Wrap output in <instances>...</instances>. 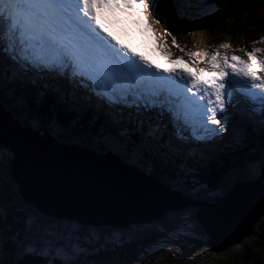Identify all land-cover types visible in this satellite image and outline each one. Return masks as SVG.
Here are the masks:
<instances>
[{
  "label": "snow or ice",
  "instance_id": "1",
  "mask_svg": "<svg viewBox=\"0 0 264 264\" xmlns=\"http://www.w3.org/2000/svg\"><path fill=\"white\" fill-rule=\"evenodd\" d=\"M167 2L164 0L165 4ZM159 5L160 0H0V135L5 88L29 74L60 77L69 85L78 82L108 107L134 111L137 115L134 126L126 128L121 135L138 137L139 143L148 150L155 147L162 135L160 122H152L156 116L168 115L174 124L191 130L198 141H211L220 136L226 131L225 115L228 108L234 106L237 94L247 101L249 117L260 116L264 124V76L261 75L264 48L254 47L250 51L240 48L247 56L244 59L221 52L220 49L230 47L222 42L211 54L203 50L186 52L195 71L176 67L174 65L188 61L183 56H173L167 40L155 29L154 24H159L160 20L153 21V13ZM121 13H124L121 19L134 23L138 32H142L140 24L144 23L156 37L160 54L169 66L159 63V58L152 59L143 51H137L112 30L110 25ZM164 33L171 35L167 27ZM262 42L264 37L254 41ZM171 43L179 48L175 36ZM180 51L185 49L180 48ZM200 62L207 67H201ZM8 94H12L11 89ZM44 94L76 110V120L85 110V106L74 99L70 87L46 84ZM149 114L154 115L148 120L139 118ZM49 119L58 134L63 131L57 113L53 112ZM29 122L39 127L42 120L34 117ZM94 123L95 117L90 121ZM177 135L182 137L183 131L178 130ZM251 170L264 175V155L251 162ZM7 208V202L0 200V253L4 255L18 236L8 223ZM191 214V209L184 211L185 218H190ZM24 227L40 234L44 242L20 241L8 264H81L82 258L92 254L90 248L78 242L57 244L47 239L61 236L62 224L42 218L34 210H25ZM0 264H5V259L0 258Z\"/></svg>",
  "mask_w": 264,
  "mask_h": 264
},
{
  "label": "water",
  "instance_id": "2",
  "mask_svg": "<svg viewBox=\"0 0 264 264\" xmlns=\"http://www.w3.org/2000/svg\"><path fill=\"white\" fill-rule=\"evenodd\" d=\"M221 7L229 13L241 11L234 2ZM25 124L4 110L0 146H6L13 154L9 176L18 186L23 203L31 204L42 214L66 216L86 226L121 227L157 218L167 209L195 205L199 206L196 218L210 235L211 250L225 248L247 236L264 215V175L253 184L237 185L215 203L184 200L108 158L90 155L65 143L59 147L48 137L26 133ZM30 131L43 133L31 125ZM0 198L14 201L7 194Z\"/></svg>",
  "mask_w": 264,
  "mask_h": 264
},
{
  "label": "rangeland",
  "instance_id": "3",
  "mask_svg": "<svg viewBox=\"0 0 264 264\" xmlns=\"http://www.w3.org/2000/svg\"><path fill=\"white\" fill-rule=\"evenodd\" d=\"M186 1L187 0H168L167 4H165L164 0H160V5L157 8V12L159 13V16L157 17L156 11L153 13V21L155 19L160 20V23L154 24V27L157 30V32L161 36H164V38L167 40L169 49L172 52L173 56H175V57L183 56L184 60L188 61V63L181 65V66L189 67L191 71H195V66H194L193 62L190 61L189 58L187 57L186 52L188 50H203V51H207V52H209V54H211V52L214 51L218 47V45L222 42L230 45L229 48L223 49L224 50L223 52H226L228 55L235 54V55L241 56L244 59H247V56H246L245 52L239 50L240 48H246L249 51L254 47L264 48V42L254 43V41L249 40L248 38H246V39L241 38V36H240L241 34L239 32H240V30H243V29L237 28L232 23V20L233 21L239 20L240 23L243 22L242 20L245 18L246 15L248 16L247 13H249V12L254 13V15L260 17L264 21V8L255 7L257 9H255V10L250 9L249 12L248 11L240 12L237 14L236 17H234L235 15L227 14L224 16V18L220 17L221 23H220V27H218L217 25L214 26L213 20L211 21L210 19H211V17H213L214 13L224 14V12L222 11L223 9H220L221 5L215 6V4L211 0H205V2H203V0H198L202 6H203V4H205V7L203 6V8H204L203 10L199 11V10L194 8V11L197 10V13L193 14L190 18L189 17L187 19L178 18L180 16V10H179V9H181L180 5L186 4ZM237 1H241V3L243 5L248 4V2L246 0H237ZM168 3L174 7L173 9L170 10V12L163 10L164 6L169 5ZM251 3H252L251 6H255L257 4V2L256 1L253 2V0H251ZM262 4H264V2H262V0H261L260 5H262ZM221 16H223V15H221ZM231 17H233V18H231ZM166 18L170 19V22H169L170 26H167V25L164 26L163 25V20ZM175 19L177 22L173 25V22L175 21ZM240 19H242V20H240ZM140 27L142 28L141 33L146 36L148 46H149L148 38L149 39L153 38L150 41V47H151L153 53L157 56V54H160V49L157 47L158 41H157L156 37L151 34V31H149L145 27L143 22H141ZM165 27L168 28V31L171 33V35H173V36L176 35V37L179 36V38L182 40V42L177 41L179 48L172 46L171 41L168 39V35L165 36L162 34L161 30ZM257 33H258L257 35H254V39L256 38L255 41H258L262 37H264V32H261V33L257 32ZM251 35H252V33H250V36ZM180 48H184L185 51L181 52ZM221 50L222 49H220V51ZM200 66L201 67H207V65L203 62H200ZM261 75L264 76V73H261ZM46 78L47 77H45L44 75H36L35 77H32L29 74L28 76H26L24 78V80L17 81L15 84L7 85L5 88L6 91H5V98H4L3 103L6 100V95L8 94V89L15 91V90H13V88L15 85H17L16 89L18 90V93L20 94L19 98H20L21 107H30V104H33L32 100L35 99V102H37V105L39 107L44 108L45 105L48 103V101H50V100H48V95L44 94V86L46 84H49V85L57 84L54 82L56 80V78H54L53 80H47ZM203 78H207V76H204ZM22 82H24L27 85V88H24ZM6 84H7V82H6ZM36 85H40V86L37 87V89H36L35 88ZM60 85L64 86L63 84H60ZM72 86H73V84H71V87ZM77 87H79V86H77ZM79 90H80V88H79ZM88 90L89 89L86 88L87 92L85 94V98H88V101H85L82 103L85 106V110L82 111L80 114H86V116L90 118V121H92L94 117L95 118H101V120H97L99 126L94 128L95 133H100V132L107 130L108 125L105 122V120H102V118H103L102 114L100 112L99 113H96V112H97V109H100L103 112H105V110H104V108H102L103 107L102 101L93 97L91 95V92H88ZM82 91H84V90H82ZM79 95L82 98H84L81 94H79ZM22 96L27 98V100L26 101L23 100L21 98ZM50 96L51 95H49V97ZM50 98L52 100V103L55 106V109H53V112L58 114L59 112H57L55 110L58 109L57 106H61L64 110V114H65V112H70V113H73L74 115H77L76 110H70L67 108V106L65 104L58 103L54 96H52ZM240 98H241V96L239 94H237L234 97V101H233L234 106L229 107L227 110V113L225 115V119L227 120V125H226V131L224 133H222L220 136L212 139L211 141H207V140L198 141L197 140V143L201 142L200 143L201 146L204 142H211L212 145H215V147L220 145V147L214 152L216 154L215 159L221 160L220 157L222 155H224V156L236 155V157H237V156H239V154H237L239 152H241L242 154L244 152V155L251 156V155H248L250 150L258 152V151H260L259 148L263 146L262 145L264 143V137L263 136L257 138L256 140L258 142H255V141H252V139L250 137L247 138V136H245V133L241 131V129H244L247 127V123H243V121L240 120V118L237 116V114L234 113L235 111L233 112L235 107H239L242 109V107H240L241 103L239 102ZM75 100L77 101L78 104L83 101V100H80L79 98L75 99ZM89 103L94 104V106L96 107L94 109H93V107L91 108V110L93 109V111L91 112L92 116H90L87 112V108H88ZM43 105H44V107H43ZM247 105H248V103H247ZM108 108H110V107H108ZM46 109H51V108L46 107ZM5 110L12 114V112H10V110L7 109V107L5 108ZM121 110L122 109H120L118 107H112V116L110 119L112 120V123H115V125L112 124L110 126L111 131L104 134L105 141H107L109 143L119 142V143L123 144L125 142H128V138L125 137L124 135L123 136L121 135L122 130L119 128V126L116 124V121H115V116L118 115ZM126 111L129 114H131L133 119L137 118V115L134 111H129V110H126ZM146 116H148V115H146ZM157 117L162 122L172 121V119L168 115H164L162 117L157 116ZM254 117H258V116H254ZM243 119H244V117H243ZM63 120H65L64 117H63ZM102 123H104V124H102ZM67 125L69 127H71L69 124H67ZM123 125L125 127V124H123ZM40 127L41 126L34 127V128L38 129ZM45 128L51 132V133H49V136H51V137L54 136L60 141L74 140V137H72V136H78L81 138V140H83L82 138L86 139L84 134H82V133L77 134L74 130L67 129L65 126L63 127V131L60 132L59 134L54 130V127L52 124H50V128H47V127H45ZM126 128H127V126H126ZM254 130L257 131L255 133L260 134L258 131L259 130L264 131V127L263 128H256V129L251 128V131H254ZM255 133H253L252 135H254ZM89 135L92 136L93 133H89ZM232 137H234L235 140H231ZM102 140H103V138H102ZM130 144L134 147V149H136V150L140 149L134 143L130 142ZM68 145L72 146L71 143H69ZM155 145L157 147H162L158 143H155ZM114 147L117 148V145ZM193 147L195 148V146H193ZM221 147H224L223 148L224 150H222ZM236 147H238V148L236 150H234V148H236ZM86 148L89 149V147H86ZM200 149H201V147H200ZM93 150H96V149H93ZM214 153H213V155H214ZM139 154H142V153H139ZM258 154H257V156H258ZM262 155H264V154H259V156H262ZM139 157L143 158V155H139ZM163 161L165 163L163 162L162 164L164 166H166V163H168V161L167 160H163ZM249 166L251 167V164H249ZM246 167H247V163L243 167L244 173L246 172L245 171ZM137 170L139 172H141L142 174L145 173L148 176L152 177L155 181H157L161 185H163V186L165 185L157 177H155L154 174H152L150 172V171H152L150 168L143 169V170H141L139 168ZM183 170L185 172L184 167H183ZM186 173H184V174H186ZM215 173L217 176L223 175L217 170H215ZM253 173H258V171L253 172ZM224 174H225L224 175L225 177H228L229 173L224 172ZM245 175H250V174L245 173ZM258 176H259V174H258ZM177 179H174V180H177ZM241 181H242V177H240V175L237 176V174L235 173V179L233 181V185H232L231 190H233L237 185L242 183ZM184 182H186L187 186H189L188 185L189 182L187 180ZM199 184H202V182H200ZM6 185H9V184H6V183L0 184V195L1 194H7V195H10L11 197L17 198V199H15V204L18 207L32 206L31 204H24L23 203L22 197L20 195V192L18 191L17 185H14L16 188V193L12 192L10 190L4 189L3 187H5ZM216 185L218 186L217 182H216ZM1 190H2V193H1ZM206 191H208L207 188H206ZM177 195H179V194H177ZM225 196H223V197H225ZM0 200L7 202L8 206H9V204L11 205V202L8 199L0 198ZM219 200L220 199H218V201ZM13 207L16 209L15 206H13ZM32 207L35 208L34 206H32ZM35 209L37 210V208H35ZM173 209H176V208H173ZM167 211H172V210L167 209ZM43 216L47 217V219H51V220L54 219L53 217H50V216L46 215L45 213H43ZM175 217H177V218L175 219ZM175 217H173L172 220H174V222H175V220H177V222L173 226L171 223H169L167 225H166V223H164V224L161 223V224L156 225L155 226L156 228L149 229L151 224L145 222V223H143L142 228L137 230V233H135V231H129L128 228H125L126 240H128L130 242V244L126 247H124V246L120 247L116 242L113 243V241H115V240H117L118 242L121 241L120 238L114 240L113 237L115 236V233H116L114 227L112 228L113 230L111 231V233H113L112 236L109 235L108 231L104 230L105 235H104L103 239H101V236H102V234L100 232L101 227H99L97 225L95 226V228H93V227H88V228L89 229L92 228L94 231V233L90 232L92 238H94V239L97 238L98 240H101L99 245L96 244L97 246H95L94 242H92V241H90L91 243L89 241L83 242L79 238V235L75 231V229H73V227L75 225H77V224H75V222H73L74 225H69L67 223H64V225H62V235L59 237H50L49 239H51L53 242H55L57 244H69V243L75 241V242L80 243L83 246L90 248L92 250V254L89 256H86V257H87V259L90 258L91 260H86V257H84L81 260V264H178L175 260L176 254L179 255L181 253L179 250L182 247L187 246V243H193L194 238H196L197 243L194 245L197 246V253L199 252L200 257H206V258H209L211 261L216 262L217 257L214 256V254H220L222 252L223 248L218 249V250H211L210 249V239L206 238V237L204 238L202 234H201V236L203 239L201 241V238H199L200 235H199L198 228H197L196 216L194 218V220L196 221L195 223L191 222L190 218H185L184 210L177 213L175 215ZM129 225H133L132 227H137V228H139V226H140L137 224H129ZM99 228H100V230H99ZM146 229H148V231H141V230H146ZM259 229L264 230V225L259 227ZM23 232H28V230L24 229ZM151 233L153 236L160 237L163 235L164 237H162L158 241L156 240L157 242L156 241L150 242L147 238H152V237L148 236ZM37 235H38L37 236L38 238H44L40 234H37ZM106 236H110V238L113 239L112 243H111V244H114L113 248L111 246H108V247L106 246V241H105ZM129 236H130V238H128ZM190 236H192V237H190ZM202 243L204 244L203 246H205L206 249H201L198 247V245L200 246V244H202ZM133 246H136V248L138 250L137 254H139V259L138 258L130 259L129 257H127L124 254L125 252H130L133 249ZM227 247L232 248V249H236V247H233V244H231ZM153 248H166V250L153 251L152 250ZM245 250L248 251V257H251L252 256L251 252L248 249H245ZM254 252H256V251L254 250ZM99 253H100L99 258L97 257V258L92 259V257H96ZM234 254H236V253H234ZM0 258L5 259V264H6V260H8L9 255L8 254L4 255L3 253H0ZM261 259H262V261H264L263 255L261 256ZM219 264H248V262L244 258V255L239 253L238 257H233V255H232L230 259L227 256H223L222 259L219 260Z\"/></svg>",
  "mask_w": 264,
  "mask_h": 264
},
{
  "label": "trees",
  "instance_id": "4",
  "mask_svg": "<svg viewBox=\"0 0 264 264\" xmlns=\"http://www.w3.org/2000/svg\"><path fill=\"white\" fill-rule=\"evenodd\" d=\"M241 7L242 11H250V9H257L255 7H250V8H245ZM248 16L246 15L245 18L242 20L243 22H239V20L233 21L232 23L239 29H243L240 30V36L241 38H248L249 40L254 41V35H257L261 32H264V21L254 15V13H247ZM223 14H214L213 17H211V21L213 20V25H217L218 27H220V17ZM237 15H235L234 17H236ZM202 17V16H201ZM224 18V17H223ZM233 18V17H231ZM250 33H252V35L250 36ZM249 36V37H248ZM15 93L18 94V98H17V102L15 103H10V104H6L7 109H9L12 114L14 116H16L17 118L21 119L24 122H28L31 115H35L38 114V116L41 118L42 123H41V127H44V123H50V117L53 114V109H55V106L52 102H49L45 105H43L44 108L37 106H34L36 112L33 110L32 108V104H30V107H21L20 105V98H19V93L18 91H12L11 93ZM7 94V93H6ZM16 104V105H15ZM19 105V106H18ZM11 107V108H8ZM47 108H51V109H46ZM93 107L96 108L94 106V104H90L88 105L87 108V112L90 116H92V111L91 108ZM104 108V107H102ZM58 113L59 119L61 121V123L63 124V127L65 126L67 129H72L74 130L77 134L82 133L85 135L86 139L82 138L83 140H81L80 137L75 136L74 137V143L76 144H81V146L84 147H89V149H96L97 151H106V149H112L113 151H115V153L117 154L118 157H120L121 159L125 160L126 162H131L132 164H134L137 167H140L141 170L143 169H148L150 168L152 171H150L152 174H154L155 177H157L162 183H164L165 185L171 187V188H175L180 190V192L182 194H184V192L188 193L189 196L191 197H196L199 198L200 200L206 201V202H210V203H214L215 199L220 195H223L225 193V195L230 192V189L232 188L233 185V181L235 179V173L237 174V176L240 175V177H242V179H254V177H256L258 175V173H253L252 170L249 168V166L246 167V172L250 175H245V173L243 172V167L247 164H251L252 161L255 160H259L261 156H257V153L255 151L250 150L248 155L251 156H246L241 152L237 153L239 154V156L236 157V155H230V156H221V160L220 162H216L214 165L211 166L210 169L207 170H202L201 169V165L199 163V168L197 170L196 173V178L194 176H192L191 174L188 175V177H186L185 174H182V179L183 181H188L189 177H192L195 179L194 183H191L187 186L186 182L183 183H174L172 176H175L177 172H179V170L181 169V165L175 166L172 164V162L170 161V157H168L164 152L162 151H156L155 154L158 158V162H156L155 160H153V156L154 154L150 155L148 152H145L144 150L141 149H134V147L130 144V141L128 140V142H125L123 144L119 143V142H112L109 143L107 141H105V136L104 133L102 134L100 133H95L94 128L97 127L96 124H90V118L86 116V114H80V119L76 120V116L73 113L70 112H65L64 114V110L63 108H58L57 110H55ZM97 111H99L103 118L102 120H105V112H103L100 109H97ZM104 113V115H103ZM63 117L65 118V120H63ZM258 118H260V120L262 119L260 116H258ZM95 120H97V118H95ZM111 122V124H110ZM67 124H69L71 127H69ZM109 126H111L112 124L115 125V123H112V120L108 121ZM29 125L30 122H29ZM32 126V125H31ZM46 126V124H45ZM47 127V126H46ZM253 128V127H252ZM248 129L251 130V128H244V133L245 136H248L249 132L247 131ZM89 133H93V135H89ZM263 133V132H261ZM125 136V135H124ZM244 136V137H245ZM260 136H262V134H260ZM243 137V138H244ZM250 137V136H249ZM106 142H104L103 140ZM172 142L176 145V146H181V142L178 141L177 139H173L172 137H169ZM251 138V137H250ZM252 139V138H251ZM254 141V140H252ZM117 145V148L114 147ZM211 147V145H209ZM207 147V148H210ZM162 149H165L163 147H161ZM238 147L234 148V150H236ZM139 153L143 154V158L139 157ZM197 155V162H201L203 161L205 158L201 157L200 154H196ZM5 157H8L7 159ZM214 156H212L213 158ZM11 158V154L4 148L0 147V161H2V163H0V184H3L5 182H7L6 187H3L4 189L10 190L12 192L16 193V188H15V184L12 182V180L9 177V160ZM242 159V160H241ZM163 160H167L168 163H166V166H164L162 163L164 162ZM172 160V159H171ZM232 160V161H231ZM128 162V163H129ZM228 162V163H227ZM130 163V164H131ZM165 163V162H164ZM193 164V163H192ZM194 165V164H193ZM215 170L219 171L221 174H223L222 176H217L215 174ZM224 172H228V177H225ZM160 176V177H159ZM189 182V181H188ZM200 182H202V184H199ZM216 182L218 184V186L216 185ZM206 188L208 191H206ZM185 195V194H184ZM213 196V197H211ZM213 201V202H212ZM26 209H31L36 211L37 213H39L35 208H33L32 206H26ZM12 212L10 213L11 216H15L16 217V221L13 224V230L16 231L18 233L17 236V240L14 242H11L9 245V258L12 254V251H14L15 246H13L15 243L18 244L20 241H23L25 239H31L33 242H35V240L37 239L38 243H42L41 238H38L37 234L34 232H31L28 230V232H23V230L25 229L24 227V212L25 210L21 209V208H16L10 209ZM193 213L191 214L190 219L195 218V213L194 211H192ZM175 213L171 214L170 217H168L167 219H165L163 222H161L162 224L166 223L169 224L171 223L172 226L177 222V220H172L173 216ZM40 215V214H39ZM41 217H43L42 215H40ZM175 217V216H174ZM177 217H175L176 219ZM53 220H57V219H53ZM60 221V220H57ZM9 222V219H8ZM68 222V221H67ZM196 222V221H195ZM71 223V222H68ZM161 223H152L150 225L149 229L152 228H156L155 226ZM197 223V222H196ZM73 224V223H72ZM264 225V215L261 216L259 218V220L255 223L254 226V230L253 233H251V235L247 238H244L242 240V242L240 244L237 245H233V247H236V249H232V248H228L226 250H222V252L220 254H214V256L217 257L216 262L211 261L209 258L206 257H200L199 252L197 253V246L194 245L196 243H187V246L184 247L183 249H180L179 251L181 252L179 255L176 254L175 260L178 264H219V260L222 259L223 256H227L229 259L231 258V256L233 255V257H238V254H242L244 255V258L246 259V261L248 262V264H264V261H262L261 256L263 255L264 257V230H260L259 227ZM80 227V225H76L75 229H77ZM21 228V229H20ZM142 226L138 229H133L131 228V231H135V233H137V230L141 229ZM201 229V228H200ZM86 230H89L87 227H83L80 230V232L78 231V234H80V238L84 239V240H89L91 239V237H89L90 232H87ZM104 230L109 232V227H102L101 228V239H103L104 237ZM141 231H148V229L146 230H141ZM140 231V232H141ZM202 232H200L203 237L208 238V234L203 231L201 229ZM204 232V233H203ZM134 235V234H133ZM132 235V236H133ZM151 235V236H150ZM148 235L149 237L152 238H147L150 242H154L162 237H164L163 235L158 237V236H153L152 233ZM130 238V236L128 237ZM201 241H202V236L200 237ZM132 239V238H131ZM121 241H119L117 244L122 247H126L130 244V242L128 240H126V237H122L120 238ZM92 242L96 243L98 241L97 238H92L91 240ZM101 240H99L100 242ZM105 241H106V246H111L114 247V244L112 243V240L110 238V236H106L105 237ZM131 241V240H130ZM90 242V241H89ZM91 243V242H90ZM204 244H200V246L198 245L199 248L201 249H206L205 246H203ZM139 249V248H138ZM245 249H248L251 252V257H248V251H246ZM254 250L256 252H254ZM137 248L136 246H133V249L130 252H125L124 254L129 257L130 259H134V258H138L139 259V254H137ZM207 251V250H206ZM233 251V252H232ZM236 253V254H234ZM199 259H198V258ZM8 258V260H9ZM8 260H6V264H8ZM200 260V261H199ZM224 260V259H223ZM140 261V260H139Z\"/></svg>",
  "mask_w": 264,
  "mask_h": 264
},
{
  "label": "bare ground",
  "instance_id": "5",
  "mask_svg": "<svg viewBox=\"0 0 264 264\" xmlns=\"http://www.w3.org/2000/svg\"><path fill=\"white\" fill-rule=\"evenodd\" d=\"M215 5H228V6H230L231 5V3H229L227 0H211ZM219 1V2H218ZM232 1H234V4L235 5H240V7H244L243 9H245V8H250V7H260V8H264V6H259V4H260V0H253V2L254 1H256L257 2V4L255 5V6H251L252 5V3H251V0H246L247 2H248V4L247 5H243L242 3H241V1H237V0H232ZM129 22V21H128ZM128 27H130L131 29H132V31H131V36H133V40H132V47L133 48H135L136 46H140V51H143L144 53H145V55H148L150 58H152V59H157V56L153 53V51H152V49H151V47H150V41L153 39V38H148V43H149V46H148V44H147V39H146V36L145 35H143L141 32H138V31H136V26H135V24L134 23H130L129 24V26ZM112 28V27H111ZM141 28V27H140ZM142 29V28H141ZM150 31V30H149ZM148 31V32H149ZM130 42H131V40H130ZM178 66H180V67H183V66H181V65H178ZM55 77H53V78H46L47 80H53ZM55 83H57V84H63L64 86H66V85H69V83H68V81L67 80H65V79H62V78H56V80L54 81ZM20 85V84H19ZM69 86H71V85H69ZM77 86H79V87H77ZM16 87H17V85H15L14 86V88H13V90H15V91H18L17 89H16ZM72 87H74V89L77 91V93L78 94H81L84 98H85V94H86V88H83V87H81L80 86V84H78V82L77 83H73V86ZM9 88V87H8ZM79 88H80V90L82 91V90H84V91H80L79 90ZM21 90V89H20ZM5 91H6V89H5ZM88 92H91V90L89 89L88 90ZM50 97H52V96H50ZM85 100L86 101H88V98H85ZM85 100H83L82 102H80L79 104H82ZM49 102H51V101H48V103ZM241 104H240V107H242V109L241 108H239V107H235V109L233 110V112L234 113H236L237 114V116L240 118V120H242L243 121V123H247V127L246 128H251V123L252 122H259L260 124H261V120H260V118H258V117H249V115H248V113H249V105H247V101L245 100V98L244 97H242L241 96V98H240V101H239ZM12 104V103H11ZM13 105V104H12ZM16 105V104H15ZM102 105H103V107H104V110H105V122L108 124V121H110L111 119V116H112V107H110V108H108V106L107 105H105L103 102H102ZM19 106V105H18ZM6 108V107H5ZM8 108H11V107H8ZM9 111V110H8ZM11 112V111H10ZM153 115V114H152ZM243 117H244V119H243ZM140 119H144V120H148V116H140L139 117ZM135 120H136V118L135 119H133V121L135 122ZM110 124H111V122H110ZM262 126H264V124H261ZM253 128L254 129H256V126H253ZM263 128V127H262ZM125 129H126V126H125ZM38 130H41L40 128H38ZM241 131L242 132H244V129H241ZM248 132H252L250 129H248L247 130ZM103 134V133H102ZM104 134H105V132H104ZM175 135V133H173V135L172 134H170V137H172L173 139H177L178 140V138L176 137V136H174ZM231 140H235V138L234 137H232L231 138ZM179 141V140H178ZM197 141V140H196ZM258 142V141H257ZM62 143H64V142H62ZM201 143V142H200ZM200 143H198V144H200ZM229 143V142H228ZM202 145H207L208 147H210L209 145H211L212 147H214L215 145H212V143L211 142H204ZM217 145V144H216ZM222 145V144H221ZM220 146V145H219ZM72 147H74V148H76V149H79V150H81V151H83V152H86V153H88V154H90V155H93V156H97V157H100V158H108V159H110L113 163H115L116 165H118V166H120V167H122V168H125V169H127V170H129L132 174H134V175H136V176H138V177H140L141 179H143V180H145V181H147V182H149L150 184H152V185H154V186H156V187H158V188H160L161 190H163V191H165V192H167V193H169V194H171V195H173V196H175V197H177V198H180V199H184V200H190V201H195V202H200V203H206V204H210V202H206V201H203V200H200L199 198H196V197H191V196H189L188 195V193H186V192H184V194H182L181 192H180V190H178V189H175V188H171V187H169V186H167V185H161L160 183H158L157 181H155L152 177H150V176H148L147 174H145V173H141V172H139L137 169H139L137 166H135L134 164H132L131 162H126L125 160H123V159H121L120 157H118L117 156V154L115 153V151H113L112 149H106V151H103V152H101V151H97V150H93V149H88V148H86V147H84V146H81V144L79 145V144H76V143H74L73 145H72ZM88 147V146H87ZM155 153V152H154ZM197 154H202L201 152H198L197 151ZM141 155H143V154H141ZM201 157H204L203 156V154L201 155ZM217 162H220V160H218V159H215ZM232 161V160H231ZM131 163V164H130ZM228 163V162H227ZM258 174H259V176L257 175L256 177H254V179H242V183H255L259 178H260V176H261V174L258 172ZM10 177V176H9ZM12 177V176H11ZM10 177V179L12 180V182L13 183H15L14 181H13V179ZM158 177V176H157ZM160 177V176H159ZM242 183H240V184H242ZM232 190L230 189V192H231ZM230 192H228V193H230ZM179 194V195H177V194ZM227 193V194H228ZM223 196H225V193L223 194V195H220L219 196V198L217 197L216 199H215V202H217L218 201V199H222L223 198ZM211 197H213V196H211ZM213 202V201H212ZM214 202V203H215ZM186 209H191L192 211H194V213H195V216H196V214H197V212H198V210H199V206H195V205H186V206H182V207H178V208H176V209H171L172 211H165L163 214H161L159 217H157V218H150V219H146V220H144V221H142V222H140V223H136L137 225H140L139 226V228L143 225V223H149V224H152V223H161V222H163L165 219H167L168 217H170V215L171 214H173V213H175L174 214V216L177 214V213H179V212H181V211H185ZM173 216V217H174ZM54 219H57V220H60V222H61V224L62 225H64V223H67V224H69V225H74V224H72V223H68L67 221H64V220H61V219H59V218H56V217H53ZM197 219V218H196ZM191 220V222H194L195 223V220H193V219H190ZM259 220V219H258ZM257 220V221H258ZM197 221V223L199 224V226H200V228L203 230V231H205L204 229H203V227L200 225V223H199V221L198 220H196ZM256 221V222H257ZM255 222V223H256ZM255 223H254V225H253V228H252V230H251V232L247 235V236H245V237H243L242 239H240L239 241H237V242H235V243H233V245H237V244H240L241 242H242V240L244 239V238H247V237H249L250 235H251V233H253V230H254V226H255ZM75 224H78V225H80L81 224V226L78 228V231L80 232V230L82 229V226L83 227H93V228H95V226L96 225H84L83 223H81V222H79V221H77V223H75ZM121 227H115V226H112V225H107V226H99V227H109V232L111 233V231L113 230L112 228L114 227V229H115V236L113 237L114 238V240L116 239L115 237H119V238H122V237H126L125 236V232H126V230H125V228H128V230L129 231H131V228H133V229H138L137 227H132L133 225H129V224H127V225H120ZM89 229V228H88ZM99 230H100V228H99ZM87 232H93L94 233V231H93V229L91 228V229H89V230H86ZM206 232V231H205ZM109 233V234H110ZM207 233V232H206ZM105 234V233H104ZM208 234V233H207ZM95 235V234H94ZM208 238L210 239V235L208 234ZM111 240H113V239H111ZM87 241H89V240H87ZM114 242H116V243H118V241L117 240H115V241H113V243ZM229 247H225V248H223V250H226V249H228Z\"/></svg>",
  "mask_w": 264,
  "mask_h": 264
}]
</instances>
